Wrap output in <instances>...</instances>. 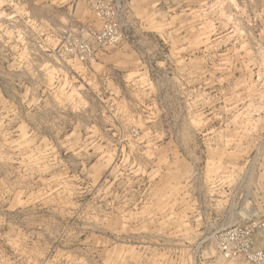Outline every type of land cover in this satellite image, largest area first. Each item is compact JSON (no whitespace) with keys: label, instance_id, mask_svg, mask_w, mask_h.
I'll use <instances>...</instances> for the list:
<instances>
[{"label":"rangeland","instance_id":"obj_1","mask_svg":"<svg viewBox=\"0 0 264 264\" xmlns=\"http://www.w3.org/2000/svg\"><path fill=\"white\" fill-rule=\"evenodd\" d=\"M231 237L264 251V0H0V264Z\"/></svg>","mask_w":264,"mask_h":264},{"label":"built area","instance_id":"obj_2","mask_svg":"<svg viewBox=\"0 0 264 264\" xmlns=\"http://www.w3.org/2000/svg\"><path fill=\"white\" fill-rule=\"evenodd\" d=\"M82 59H84L82 57ZM224 246L223 250L226 256L243 257L247 262L254 264H264V251L255 249L253 242L250 239H239L237 237H231L229 242ZM241 245L242 250L236 249V246Z\"/></svg>","mask_w":264,"mask_h":264}]
</instances>
